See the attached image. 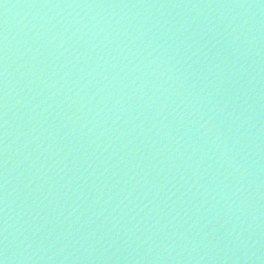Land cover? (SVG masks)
I'll use <instances>...</instances> for the list:
<instances>
[{
    "label": "water",
    "instance_id": "1",
    "mask_svg": "<svg viewBox=\"0 0 264 264\" xmlns=\"http://www.w3.org/2000/svg\"><path fill=\"white\" fill-rule=\"evenodd\" d=\"M2 264H264V0H0Z\"/></svg>",
    "mask_w": 264,
    "mask_h": 264
},
{
    "label": "snow or ice",
    "instance_id": "2",
    "mask_svg": "<svg viewBox=\"0 0 264 264\" xmlns=\"http://www.w3.org/2000/svg\"><path fill=\"white\" fill-rule=\"evenodd\" d=\"M0 264H2V261H0Z\"/></svg>",
    "mask_w": 264,
    "mask_h": 264
}]
</instances>
